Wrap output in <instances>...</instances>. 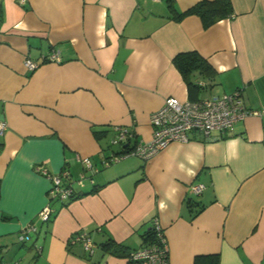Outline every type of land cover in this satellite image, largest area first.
Masks as SVG:
<instances>
[{
	"label": "crops",
	"instance_id": "0c3cea01",
	"mask_svg": "<svg viewBox=\"0 0 264 264\" xmlns=\"http://www.w3.org/2000/svg\"><path fill=\"white\" fill-rule=\"evenodd\" d=\"M169 1L0 0V264H128L154 218L170 264L210 253L219 264H264V116L210 140L193 133L148 159L103 164L123 145L151 140L150 114L166 97L188 99L177 54L196 51L214 70L190 75L198 98L240 89L248 109L264 110V0H230L232 14L208 24L174 18ZM199 1L172 3L182 13ZM53 51L59 61L43 59ZM26 57L39 65L27 69ZM117 126L128 143L113 142ZM37 165L93 182L51 202ZM27 225L34 230L20 239ZM78 232L89 233L92 252L70 243ZM110 239L124 255L102 249Z\"/></svg>",
	"mask_w": 264,
	"mask_h": 264
},
{
	"label": "built area",
	"instance_id": "2783aa9c",
	"mask_svg": "<svg viewBox=\"0 0 264 264\" xmlns=\"http://www.w3.org/2000/svg\"><path fill=\"white\" fill-rule=\"evenodd\" d=\"M43 59L59 61L58 52L53 51ZM24 66L33 70L39 65V61H34L28 57L24 59ZM248 115L264 116V110L248 109L245 106L240 89L229 94L210 95L196 100H179L176 97H166L160 108L150 114L152 125V138L146 143L137 144L131 151L110 155L103 159V164L108 166L112 162L136 155L143 159H148L158 151L165 148L171 142L188 141L193 133L201 134L205 139H214L212 132H225L229 130L237 121H241ZM5 123L0 122V133L4 130ZM131 134L123 127H116L114 143H124ZM84 169L93 174L96 169L92 166L88 158L79 159ZM35 170L51 180L48 190L50 201H68L75 195V186L83 185L84 180L93 182L92 176H86L85 172L75 181L69 179L67 169L60 173H49L46 168L37 165ZM203 189L202 184L191 186L192 192L199 194ZM41 217L44 221L52 215V207L48 203L41 210ZM152 237L144 242L140 247L130 249L126 258L128 264H170L169 249L164 235V231L158 220H152ZM34 230V226L27 225L21 232L20 239H28V232ZM71 244L80 243L85 250L92 252L95 243L89 233L78 232L70 239ZM17 264V263H11Z\"/></svg>",
	"mask_w": 264,
	"mask_h": 264
},
{
	"label": "trees",
	"instance_id": "16d2710c",
	"mask_svg": "<svg viewBox=\"0 0 264 264\" xmlns=\"http://www.w3.org/2000/svg\"><path fill=\"white\" fill-rule=\"evenodd\" d=\"M168 6L170 12H172L174 18L176 19H180L184 15L188 14H197L203 19L206 24L214 22L217 19L230 16L232 14V6L230 0H201L182 13H177L174 10L172 0L169 1ZM173 63L185 79L188 90V99H198V93L201 87L197 82H194L191 79L190 75L193 72H199L202 75L210 77L214 74L212 66L196 51L177 54L173 58ZM128 140L126 141L127 143ZM135 146L136 145H132L130 147L126 145L125 147L123 145L124 148H122L117 153L129 152ZM152 234L153 233L151 232V229H148L144 235V242L149 240L153 236ZM102 249L117 255H124L127 251L124 246L111 239L102 244ZM192 264H219V255L216 253L198 254L194 256Z\"/></svg>",
	"mask_w": 264,
	"mask_h": 264
},
{
	"label": "rangeland",
	"instance_id": "374dc122",
	"mask_svg": "<svg viewBox=\"0 0 264 264\" xmlns=\"http://www.w3.org/2000/svg\"><path fill=\"white\" fill-rule=\"evenodd\" d=\"M112 146H113V147H115V146L118 147L119 145H117V144H112Z\"/></svg>",
	"mask_w": 264,
	"mask_h": 264
}]
</instances>
